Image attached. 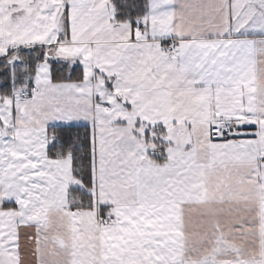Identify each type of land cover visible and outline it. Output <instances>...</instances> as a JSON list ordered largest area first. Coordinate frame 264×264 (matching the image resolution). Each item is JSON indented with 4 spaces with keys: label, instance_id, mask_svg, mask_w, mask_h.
<instances>
[{
    "label": "snow or ice",
    "instance_id": "snow-or-ice-1",
    "mask_svg": "<svg viewBox=\"0 0 264 264\" xmlns=\"http://www.w3.org/2000/svg\"><path fill=\"white\" fill-rule=\"evenodd\" d=\"M0 264H264V0H0Z\"/></svg>",
    "mask_w": 264,
    "mask_h": 264
}]
</instances>
